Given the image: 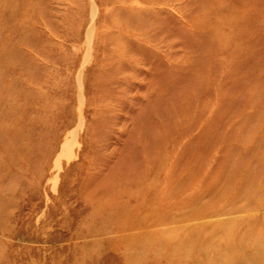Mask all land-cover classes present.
Wrapping results in <instances>:
<instances>
[{
	"label": "rangeland",
	"instance_id": "374dc122",
	"mask_svg": "<svg viewBox=\"0 0 264 264\" xmlns=\"http://www.w3.org/2000/svg\"><path fill=\"white\" fill-rule=\"evenodd\" d=\"M0 264H264V0H0Z\"/></svg>",
	"mask_w": 264,
	"mask_h": 264
}]
</instances>
